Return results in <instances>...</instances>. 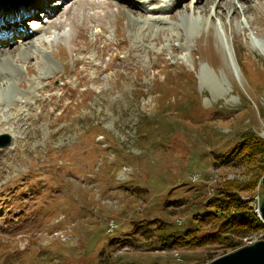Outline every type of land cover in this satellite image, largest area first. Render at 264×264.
I'll return each mask as SVG.
<instances>
[{
    "label": "rangeland",
    "instance_id": "obj_1",
    "mask_svg": "<svg viewBox=\"0 0 264 264\" xmlns=\"http://www.w3.org/2000/svg\"><path fill=\"white\" fill-rule=\"evenodd\" d=\"M71 1L47 23L27 20L39 54L24 55L17 33L0 42L1 67L15 69L0 82V134L11 136L0 148V233L24 238L0 249V264L34 241L56 264L209 262L222 251L152 250L153 231H142L156 218L182 235L219 182L244 178L213 162L245 129L264 138V0H211L205 11L135 0L132 18L116 0ZM75 1L109 14L81 25L77 6L78 22L57 35L52 20Z\"/></svg>",
    "mask_w": 264,
    "mask_h": 264
},
{
    "label": "trees",
    "instance_id": "obj_2",
    "mask_svg": "<svg viewBox=\"0 0 264 264\" xmlns=\"http://www.w3.org/2000/svg\"><path fill=\"white\" fill-rule=\"evenodd\" d=\"M215 159L213 165L239 169L243 172L244 178L225 179L219 182L213 194L204 200V213L194 215V227L187 229L182 235L167 233L162 220L156 218L148 220L145 225L154 226L142 233L153 231V240L148 243L152 250L214 247L221 250L219 255H222L239 248L243 244V238L264 232V225L254 211L251 199H242L243 195L252 194L257 185L261 187L260 181L264 174V138L251 128L245 129L238 134L232 147L227 152L217 153ZM9 233H0V249L7 247L9 243H15L18 248L19 242L24 239L20 234L15 240L14 237L8 236ZM150 237L151 235L147 234V238ZM33 243L36 242H32V245L27 244L21 250L16 249L13 261L12 258H8L5 264H56L53 254L44 247V254L40 253L37 257ZM4 250L6 251V248ZM214 253L213 256H209V260L216 256Z\"/></svg>",
    "mask_w": 264,
    "mask_h": 264
},
{
    "label": "bare ground",
    "instance_id": "obj_3",
    "mask_svg": "<svg viewBox=\"0 0 264 264\" xmlns=\"http://www.w3.org/2000/svg\"><path fill=\"white\" fill-rule=\"evenodd\" d=\"M18 1L20 2L19 3L20 7H22L20 9H17L18 14L19 13L20 14H23V15L29 14L31 12V10H29L30 8H32L36 4H40L41 7H42V10H39L40 11L39 14L42 15V12L45 11L46 16H48V18L54 12H56V10H57V7L56 8L52 7L53 6V3L55 4L54 6H57L58 4H60V6H61L62 5V2H64L63 0H62V2H61V0H54L52 2V4L49 3V4L44 5L43 4V1L44 0H18ZM116 1L117 2H115V4H116L118 10L121 11L124 15H126L127 18H132L134 13H139V12H137V11L134 10L135 8L133 10H131L129 8L130 6H132L131 3L133 1H135V0H116ZM119 1H124L121 4H126V6H128V8L127 9L121 8L122 5H118L120 3ZM149 1H150V3H152L155 0H149ZM179 1H181V3L182 2L186 3L188 1L187 5L185 4V6L187 8H189V9H194L195 7H198V8H202L203 11L206 10V8L208 6V3L211 2V0H179ZM222 1L224 2V0H222ZM88 2H90V1H84V4H82L81 7H80V3L77 2V1H75V5H71L70 8L68 7V5L66 6V8H67V10H66V18H65V20L63 22H62L63 19H60L58 21H55L54 19L52 20V22H51V25L52 26L51 27L54 28V30H55V32H56L57 35H60V32H62V31L65 32V29H66L67 26L73 27V24H76V22H78V20H77V13H78V11H76L77 8H79L80 13H81V15L83 17L82 21L80 22L81 25H84L85 23L93 22V21L99 23L100 17H102V16H108V14H109L108 11L105 10V9H103L102 6H101V10L98 13H96V14H91L90 12H88L86 10L87 9L86 7L88 5H91V3H92V2L91 3H88ZM229 2L230 1L225 0L224 3H226V5H227V4H229ZM65 3H69V2H66V0H65ZM110 3H111L110 0L105 1V5H107L108 7L111 6ZM219 3L216 1V6L220 5ZM96 4H98L97 6H100V3L99 2H97ZM246 8L247 9H252L251 5H247ZM2 13L3 14H9V10H7V11H0V15ZM71 15H73V17H71ZM18 22H20V23H17L15 21H13L11 24H9L8 20H6L5 22H2L0 25L2 27H6V30L7 31H9V27L11 25L14 28H15V26L22 27V31L21 30L20 31H16L17 34H15V35H18V37H17L16 40L18 41V44L19 45H22L21 50H22V52H24L23 54L24 55L35 54V53L39 54L42 51L41 48L39 46H37L36 43L33 40H29V37H32L36 33L35 28L32 27V26H26V23L28 22L27 20H25V21L20 20ZM21 23H22V25H21ZM13 36L14 35H12L9 39H5L3 41V43H5V42L6 43L12 42L13 39H14ZM10 46H11V44H10ZM8 51H10L9 50V47L6 49L5 53H7ZM17 57H19V56H17ZM6 61L9 62V60H6ZM48 67H50V66H48ZM12 69H14V68L8 69V68H5V67H1V65H0V79H1L0 82L3 83L4 85H7L8 86L10 84L9 79H10V77L13 76V72L10 71ZM32 88H33V86L30 85V88H28V90H27V94L28 93L30 94V92L32 91L30 89H32ZM13 94H14V96H16V93L13 92ZM1 95H0V98H1ZM19 95H20V97L23 96V94H19ZM255 202H256V204L259 203V197H256L255 198ZM250 243H252V242L250 241ZM247 244H249V243H247Z\"/></svg>",
    "mask_w": 264,
    "mask_h": 264
},
{
    "label": "water",
    "instance_id": "obj_4",
    "mask_svg": "<svg viewBox=\"0 0 264 264\" xmlns=\"http://www.w3.org/2000/svg\"><path fill=\"white\" fill-rule=\"evenodd\" d=\"M10 141L9 134H0V148L8 145ZM261 185L263 195L258 206V216L264 222V174L261 177ZM205 264H264V239L219 255Z\"/></svg>",
    "mask_w": 264,
    "mask_h": 264
},
{
    "label": "built area",
    "instance_id": "obj_5",
    "mask_svg": "<svg viewBox=\"0 0 264 264\" xmlns=\"http://www.w3.org/2000/svg\"><path fill=\"white\" fill-rule=\"evenodd\" d=\"M198 176H199L198 174H193L191 176V180L195 181L198 178ZM113 228H114V224H113L112 221H110L109 224H108V230H112Z\"/></svg>",
    "mask_w": 264,
    "mask_h": 264
}]
</instances>
